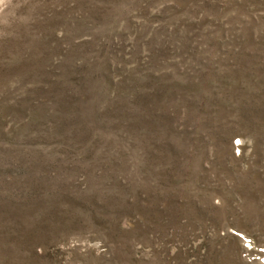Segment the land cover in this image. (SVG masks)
<instances>
[{"label": "rangeland", "instance_id": "rangeland-1", "mask_svg": "<svg viewBox=\"0 0 264 264\" xmlns=\"http://www.w3.org/2000/svg\"><path fill=\"white\" fill-rule=\"evenodd\" d=\"M0 264H264V0H0Z\"/></svg>", "mask_w": 264, "mask_h": 264}]
</instances>
